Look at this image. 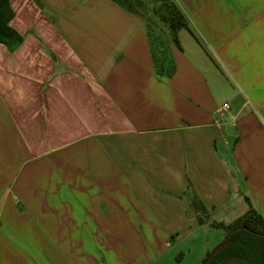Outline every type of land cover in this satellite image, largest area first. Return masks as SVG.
<instances>
[{
	"label": "crops",
	"instance_id": "crops-1",
	"mask_svg": "<svg viewBox=\"0 0 264 264\" xmlns=\"http://www.w3.org/2000/svg\"><path fill=\"white\" fill-rule=\"evenodd\" d=\"M175 1L179 45L113 0H9L0 264H201L193 198L264 220V0Z\"/></svg>",
	"mask_w": 264,
	"mask_h": 264
},
{
	"label": "trees",
	"instance_id": "trees-1",
	"mask_svg": "<svg viewBox=\"0 0 264 264\" xmlns=\"http://www.w3.org/2000/svg\"><path fill=\"white\" fill-rule=\"evenodd\" d=\"M113 1L130 13L146 15L145 12L141 13L146 7L142 0ZM150 1L157 4V7L153 4L152 14L168 28L172 42L179 45L177 33L180 29L187 28L184 13L173 0ZM12 18L13 11L9 0H0V43L13 44L22 40V36L10 26ZM246 200L247 211L233 222L225 224L208 220L205 208L198 200L192 199L191 205L198 213V223L219 228L225 233L223 241L206 254L201 264H204L211 253L214 254L206 264H264V220L251 206L249 200ZM223 243L224 246L216 250Z\"/></svg>",
	"mask_w": 264,
	"mask_h": 264
},
{
	"label": "rangeland",
	"instance_id": "rangeland-1",
	"mask_svg": "<svg viewBox=\"0 0 264 264\" xmlns=\"http://www.w3.org/2000/svg\"><path fill=\"white\" fill-rule=\"evenodd\" d=\"M143 2H144V4H145V9L143 8L142 10H141V13L143 12H145V14L146 15H144V16H146V17H149V18H152L153 19V21H154V23H155V25H158L159 26V28H161L163 31L162 32H165V33H169V30L152 14V9H153V7L154 6H156L157 4H155L153 1H150V0H142ZM174 2H176L175 0H173ZM178 2V1H177ZM176 2V3H177ZM153 4H154V6H153ZM157 7V6H156ZM147 11V12H146ZM164 34V33H163ZM208 230H205V232H203V234L202 233H199V236H200V238L201 239H203V240H209L211 237H212V235H213V233H223L224 234V236H225V233H224V231L223 230H221V229H219V228H213V227H210V228H207ZM187 261V260H186ZM185 261V262H186ZM189 261V260H188ZM231 264H235V263H231Z\"/></svg>",
	"mask_w": 264,
	"mask_h": 264
},
{
	"label": "built area",
	"instance_id": "built-area-1",
	"mask_svg": "<svg viewBox=\"0 0 264 264\" xmlns=\"http://www.w3.org/2000/svg\"><path fill=\"white\" fill-rule=\"evenodd\" d=\"M228 104L227 103H224L222 104V106L218 109V112L219 113H222L224 110H226L228 108Z\"/></svg>",
	"mask_w": 264,
	"mask_h": 264
},
{
	"label": "water",
	"instance_id": "water-1",
	"mask_svg": "<svg viewBox=\"0 0 264 264\" xmlns=\"http://www.w3.org/2000/svg\"><path fill=\"white\" fill-rule=\"evenodd\" d=\"M225 243H223L221 246L217 247L216 250H219L220 248H222L224 246ZM214 253H211L210 256L207 258V260L204 262V264H206L213 256Z\"/></svg>",
	"mask_w": 264,
	"mask_h": 264
}]
</instances>
